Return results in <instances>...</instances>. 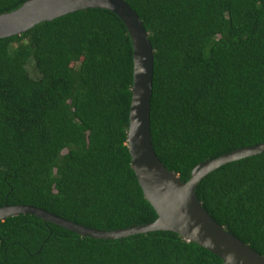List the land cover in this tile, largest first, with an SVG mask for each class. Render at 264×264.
<instances>
[{
  "label": "trees",
  "instance_id": "1",
  "mask_svg": "<svg viewBox=\"0 0 264 264\" xmlns=\"http://www.w3.org/2000/svg\"><path fill=\"white\" fill-rule=\"evenodd\" d=\"M28 0H0V14ZM153 48L150 131L182 182L195 166L264 143V0H123ZM34 65L37 79L27 71ZM132 44L87 9L0 39V208L32 206L100 231L153 222L126 144ZM209 216L264 257V153L196 188ZM0 264H222L172 232L84 238L40 218L0 221Z\"/></svg>",
  "mask_w": 264,
  "mask_h": 264
},
{
  "label": "water",
  "instance_id": "2",
  "mask_svg": "<svg viewBox=\"0 0 264 264\" xmlns=\"http://www.w3.org/2000/svg\"><path fill=\"white\" fill-rule=\"evenodd\" d=\"M87 9L107 10L124 24L132 44V86L126 144L130 165L146 201L157 218L150 223L114 231L78 225L32 206H3L0 221L19 214L36 216L84 238L115 240L149 232H172L221 259L222 264H264V257L215 222L196 197L197 185L209 173L240 159L264 153V143L238 148L194 167L187 182L157 158L150 131L153 48L143 23L123 0H28L18 9L0 14V39L31 30L42 22Z\"/></svg>",
  "mask_w": 264,
  "mask_h": 264
},
{
  "label": "rangeland",
  "instance_id": "3",
  "mask_svg": "<svg viewBox=\"0 0 264 264\" xmlns=\"http://www.w3.org/2000/svg\"><path fill=\"white\" fill-rule=\"evenodd\" d=\"M33 66H34L33 64H32V65L30 64V65L27 67V71H28L29 76H30L32 79H37L38 74H37V72L34 71Z\"/></svg>",
  "mask_w": 264,
  "mask_h": 264
}]
</instances>
